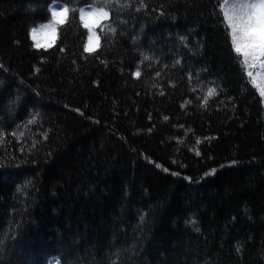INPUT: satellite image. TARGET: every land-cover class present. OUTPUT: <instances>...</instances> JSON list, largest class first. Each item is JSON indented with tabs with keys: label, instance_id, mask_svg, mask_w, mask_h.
Returning a JSON list of instances; mask_svg holds the SVG:
<instances>
[{
	"label": "trees",
	"instance_id": "trees-1",
	"mask_svg": "<svg viewBox=\"0 0 264 264\" xmlns=\"http://www.w3.org/2000/svg\"><path fill=\"white\" fill-rule=\"evenodd\" d=\"M222 2L0 0V264H264V105Z\"/></svg>",
	"mask_w": 264,
	"mask_h": 264
},
{
	"label": "snow or ice",
	"instance_id": "snow-or-ice-1",
	"mask_svg": "<svg viewBox=\"0 0 264 264\" xmlns=\"http://www.w3.org/2000/svg\"><path fill=\"white\" fill-rule=\"evenodd\" d=\"M108 3L109 0H104V4ZM141 7H144V5L141 4ZM219 8L223 13L222 24L225 35L230 37L231 51L236 54L237 62L240 64L243 72L252 78L251 83L256 84V79L250 69L256 67L257 63L264 67V0H223L222 3H219ZM68 12L69 9L66 6H53L51 8V20L48 23L31 28L32 38L35 40L39 31L48 30L51 32L54 42L57 25L64 22L62 18H66ZM79 13L82 26L87 30V42L83 45L84 52H95L96 49L90 47L95 35L94 28L99 25L101 20L107 19L109 14L105 11L104 6L93 7L90 11L80 8ZM91 18H96L97 25L89 23V19ZM101 30L103 31V29ZM109 31H114V29L110 28ZM96 39L99 41L98 36ZM51 46V44L48 45V47ZM34 47H42V45L37 42ZM97 47H99V43H97ZM144 59L147 60L148 57L145 56ZM133 75L139 77L140 72L137 71ZM257 87L259 88V95L264 97V88H260L259 85ZM216 92V88H209L204 103L206 104L208 98L215 95ZM34 120L35 117L30 119L28 123L31 124ZM0 138H2V134H0ZM20 190L19 188L17 189V191Z\"/></svg>",
	"mask_w": 264,
	"mask_h": 264
},
{
	"label": "rangeland",
	"instance_id": "rangeland-1",
	"mask_svg": "<svg viewBox=\"0 0 264 264\" xmlns=\"http://www.w3.org/2000/svg\"><path fill=\"white\" fill-rule=\"evenodd\" d=\"M92 19L93 18L89 19V21H91ZM51 38H52L51 32L47 30H42L37 33L35 41H41L43 44H47L50 42ZM250 70L253 72V76L256 79V84L252 83V85L254 86V88L259 94V88L257 87V85H259L260 88H264V67H262L259 63H257L256 67ZM249 79L251 82L252 78L249 77ZM261 99L264 105V97H261Z\"/></svg>",
	"mask_w": 264,
	"mask_h": 264
},
{
	"label": "bare ground",
	"instance_id": "bare-ground-1",
	"mask_svg": "<svg viewBox=\"0 0 264 264\" xmlns=\"http://www.w3.org/2000/svg\"><path fill=\"white\" fill-rule=\"evenodd\" d=\"M48 44V43H47ZM47 44H43L41 41H40V45H44V46H46Z\"/></svg>",
	"mask_w": 264,
	"mask_h": 264
}]
</instances>
